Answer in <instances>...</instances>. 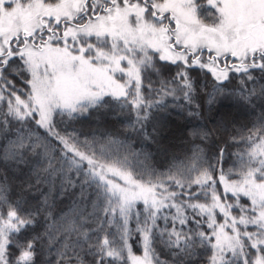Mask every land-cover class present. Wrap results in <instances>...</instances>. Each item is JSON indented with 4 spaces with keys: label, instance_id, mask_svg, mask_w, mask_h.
<instances>
[{
    "label": "snow or ice",
    "instance_id": "1",
    "mask_svg": "<svg viewBox=\"0 0 264 264\" xmlns=\"http://www.w3.org/2000/svg\"><path fill=\"white\" fill-rule=\"evenodd\" d=\"M0 264H264V0H0Z\"/></svg>",
    "mask_w": 264,
    "mask_h": 264
}]
</instances>
